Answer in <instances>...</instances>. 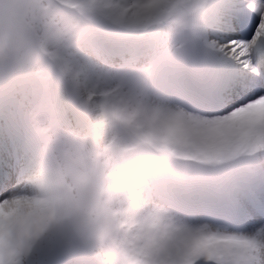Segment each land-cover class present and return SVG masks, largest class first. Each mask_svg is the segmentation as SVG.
Instances as JSON below:
<instances>
[{
	"label": "snow or ice",
	"instance_id": "obj_1",
	"mask_svg": "<svg viewBox=\"0 0 264 264\" xmlns=\"http://www.w3.org/2000/svg\"><path fill=\"white\" fill-rule=\"evenodd\" d=\"M0 264H264V0H0Z\"/></svg>",
	"mask_w": 264,
	"mask_h": 264
}]
</instances>
